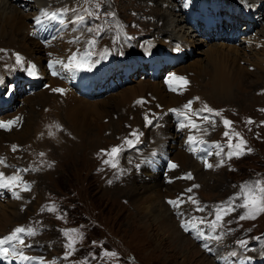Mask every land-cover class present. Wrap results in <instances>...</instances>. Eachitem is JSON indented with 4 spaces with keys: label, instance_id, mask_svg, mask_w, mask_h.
<instances>
[{
    "label": "rangeland",
    "instance_id": "obj_1",
    "mask_svg": "<svg viewBox=\"0 0 264 264\" xmlns=\"http://www.w3.org/2000/svg\"><path fill=\"white\" fill-rule=\"evenodd\" d=\"M47 1H50L49 4L58 5L69 3L65 6L70 11L63 17L65 23L61 31L54 33L55 26L50 31L44 27L47 35L42 41L43 44L39 43L40 36H26L28 29L42 34L40 27L36 31V13L27 6L22 8L23 13L17 14V22L10 21L5 14L0 19V94L6 91L5 95H0V99L8 96L10 99L4 102L3 109L11 110L0 112V122L16 121L10 128H0V160L4 161L0 164V173L5 178L13 175L21 178V182L12 188H0V220H14L18 216L31 217V222L24 227L39 230L30 236L28 246L32 253L40 256V262L44 264H182L184 258H187L184 264H220V260L223 262L221 264H264V211L255 213L254 219L242 220L241 215L255 210L251 206L240 207L242 197L230 199L240 193L241 186L246 183L261 181L260 186L264 187V125L261 124L264 121V37L261 36L262 33L264 35V2L257 6L254 13L261 20L251 24L249 33L243 31L244 16H234L227 12V7L234 3L226 1L240 0H222V5L217 6L216 10L214 7L209 14L212 16L219 8H225L219 12L225 15L221 32L228 31L230 25L235 30L239 28L246 42L243 40L242 43L228 44L222 37L219 41L214 38L207 41L194 28L192 30L191 25L184 22L182 25L188 27L185 32L193 31L198 36L194 40L188 38L187 48H178L172 43L158 44L155 37L157 33L161 34L169 15H178L174 10H164L162 6L165 2L173 6L175 0ZM97 4L99 8L96 7ZM175 4L178 8V3ZM71 9L80 10L73 12ZM89 12L93 15H89ZM77 15L84 16L88 21L82 26H87L85 31H88L87 35L92 41L104 34L103 28L108 23H115L119 32L117 35L123 42V59H119L120 54H117L115 59H111L115 62L114 65H110V62L107 64L108 68L94 69L96 73L91 69L83 77L78 75L79 80L82 78L89 83L96 81L100 75L107 77L112 71H117L121 76L136 72V76L129 77L128 84L102 97L97 96L98 91L91 84V97L84 98L75 90L79 87L60 68V62L56 69L49 66L51 60H58L60 56L55 54L59 53L58 38L73 27L78 28L77 31L82 27L79 22L73 23ZM216 18L213 16L204 22L209 27L207 32L214 26L211 27V24ZM227 18L230 19L229 24ZM254 19L250 18L249 21ZM151 23L154 25H149ZM149 27L153 28L149 30ZM215 29L216 31H211L213 34L218 31V26ZM213 34L212 36L215 35ZM220 35L224 36L222 33ZM117 42L114 36L105 38L101 42L103 51L114 52ZM145 42L160 50L159 59H156L153 66L149 65V58L141 52ZM22 54L30 57V67L25 61L22 62ZM17 55L20 57L19 63ZM87 58L84 57V60L87 61ZM78 69L82 73L87 71L86 68ZM138 71H143V74ZM153 72L155 76H152ZM181 77L187 84L177 79ZM26 82H33L35 87ZM14 83H18L16 88ZM67 84L76 88L70 86L66 90ZM229 86V93L232 95L226 101L218 102L209 96L222 88L228 90ZM164 88L176 90L167 91ZM54 89L62 91L57 92ZM31 90H34L32 94H26V91L30 93ZM181 92L186 94L181 96ZM168 94L175 97V101H171ZM189 101L192 102L191 109H185L184 105ZM161 103L162 108L158 107ZM205 106L212 111L204 110ZM150 107H158V110ZM173 109L178 111H170ZM164 112L170 117L175 112H183L186 115L178 116H183L184 120L190 118L195 124L202 123L200 126L205 132L208 131L206 128L212 126V131L207 136L203 134L202 140L196 142L195 147L202 142H205V146L211 142L214 148L207 154L202 152L203 156L199 155L200 161L197 163L200 167L196 175L189 172L191 182L182 183L184 191L191 189L188 191L191 197L180 200L181 210L179 207L169 208L170 211L174 209V224L168 219L165 222L167 226L175 228V233L183 241H188V247L196 249V254L190 257L187 248L177 250V247L171 248L168 245V234L164 228L156 226L160 219L152 216L154 212L150 210V203L153 206V202L149 203V198L138 202L130 201L118 190V184L113 182L109 183L108 192L101 195L103 178L96 177L92 171L95 165L87 154L88 147L93 146L87 142L89 138L101 136L110 144L120 146L122 150L116 159L120 163L131 161L128 164L132 167L133 160L144 155L143 152L149 146L152 148L151 139L158 129L154 119L159 113L165 114ZM141 114L144 118L139 124L138 117ZM213 116L215 119H204ZM148 120L152 123H147ZM225 120L230 121L231 125L225 126ZM68 129L73 130L77 136H84L83 145L79 148L74 146L79 150L78 155L63 151L62 164L59 165V162L50 170V174H42L38 171L40 164L36 155L40 144L43 140L47 144H54V138L62 139L63 132ZM185 130H189V127ZM225 132L229 135L225 136ZM240 138L246 142L242 149L243 154L228 158V145L231 143L235 146ZM126 140H132L133 144L129 146L125 143ZM176 140L183 145L189 142L182 133L176 139L168 140L163 154L157 151L147 155L146 158L153 163V168L162 169L158 176H164L168 172L166 169L175 164ZM106 145L108 144H104ZM201 149L205 150L206 147L203 145ZM190 153L189 148L185 149L186 157L189 158ZM73 158L78 161L72 169L68 163ZM205 161L213 167H207ZM183 164L184 162L180 170L185 169ZM133 168L137 170L138 163ZM189 170L191 169L186 168L185 173ZM42 178L45 179L43 185ZM173 182L171 179L167 183ZM25 184L28 190H24ZM46 193L52 196L56 204L50 206L54 210L44 214L45 208L38 209L41 202L47 201L44 199ZM168 201L164 199V202ZM229 206L234 210L222 214L221 221L217 222L213 231L211 225L216 219V209L219 207L227 210ZM197 208L203 210L197 211ZM182 222L188 224L189 231L181 227ZM13 224L10 223L7 227L10 228ZM143 224L146 228H142ZM149 227L153 230L147 229ZM66 232L68 235H65ZM240 241H245L246 246H241ZM70 242L71 248L68 247ZM205 244L210 251L204 247ZM112 253L115 255H111ZM232 253L236 255L233 256Z\"/></svg>",
    "mask_w": 264,
    "mask_h": 264
},
{
    "label": "bare ground",
    "instance_id": "obj_2",
    "mask_svg": "<svg viewBox=\"0 0 264 264\" xmlns=\"http://www.w3.org/2000/svg\"><path fill=\"white\" fill-rule=\"evenodd\" d=\"M219 1H220V5H222L223 1L222 0H219ZM174 2L178 3V0H175ZM199 2L200 1L195 2L194 0H188V5H187L185 13L179 11L175 3L173 6H171L167 2H165L162 5L163 9L164 10H166V9L174 10L175 13H178V15H176V16L169 15L168 16V18L166 19L165 24H164V29L160 31L161 34L157 33L155 36L156 42L158 44H162L163 42L172 43L173 45L177 46L178 48H181V47L187 48L188 42H189L188 38L194 40V38H196L198 35L196 33H193V31L189 33L187 30L185 32V29H188V27L183 26L182 23L186 22V24L191 25L190 20L193 18V15L190 12V5L195 4L197 6V4ZM226 2L234 3V4H231L229 6L232 10L233 15L235 14L234 13L235 11H238L239 15L244 13V14H247L248 16H250L251 19L255 18L252 22H250L248 18L246 19L244 17V20H245L244 25L245 26H243V31L245 30L247 33H249L248 28L251 29V26H252L251 24L255 23V22L259 23V21L261 20V17H259V18L255 17L256 15L254 13L256 12L257 6L260 3H263L264 0H240V2H231V1H226ZM31 3H33L34 5L31 6ZM49 3H50V1H47V0H0V19H2L1 18V17H3L2 15L5 14V15H7L6 18H8L10 21L17 22L18 21L17 17H16L17 14H19L21 12L23 13L22 8H25L26 6L28 7V9H30L36 13L35 17H34V18H36V17L42 16L41 15L42 10H48L49 12L59 11L61 9L66 8V6H65L66 4H69V3H66V4L58 5L55 3H51V4H54V6H51V4H49ZM78 4H79V1H78ZM151 4H152V2H151ZM211 7L213 9L214 7H216V5H212ZM224 9L225 8H221V10H224ZM78 10H80V9H77L76 11H78ZM218 11L215 12V14H218ZM210 12H211L210 10H208L204 7L199 8L198 11L195 12L196 17H194V22L197 23L198 18L199 19L201 18L203 20V22H205L209 18L215 16V14H212V16H209ZM237 14H235L234 16H238ZM258 19H259V21H258ZM153 20L156 21V19H153ZM44 21H45L44 24L42 23L41 25H39V26L37 25V27H36V31H37V29H39V27L42 29L41 30L42 34H38L37 32H34V31L31 32L28 29L26 32V36L29 37V35H30V37H32V38H36L35 36H40V37H38V38H41L40 39L41 41L39 43L43 44L42 41H44V38H46V35H47L44 32V27L47 31H50L54 26H56L57 23H59L58 20H51V21L44 20ZM154 23L153 24L151 23L149 25L152 26V25H154ZM49 25H51V26H49ZM202 27L205 29V31H207V28H209L208 25L205 23ZM85 28L86 27H83L84 30H82V27H81V29L77 31L73 27V28H71V30L67 34L61 35L58 38V45H57L58 49H59V53H55L56 56L57 55H60V56H59L58 60H53V61L51 60L50 61L53 65L51 68H53V69L54 68L56 69L57 61H59L60 62V68L63 69V72H65V74H67V76L70 77V80L73 82V84H75L76 87L78 86V81H79V76L78 77L75 76L76 73H78V75H81L83 77L86 73H89L91 69L92 70H94V69L100 70V68L101 69H103L104 67L108 68V65H107L108 63L111 62L110 65L115 64V62L113 63L111 61V59L112 58L115 59V56L117 54H120L119 59H123V49H122L123 48V42L121 41V37L117 35V33H119V32L116 28L115 23H108V25H106L105 28H103L104 34H102V36L99 39H96L94 41V43H91L92 38H90L89 35L84 33ZM151 28H153V27H149V30ZM105 31H106V33H105ZM94 32H96V30H94ZM162 34L166 35V37L163 36ZM96 35H97V33H96ZM111 36H114L117 38V41H118L117 42L118 43L117 49L114 52H105V51H103V46L101 45V42L105 38L111 37ZM261 36L264 37L263 33ZM162 38H165V39L163 40ZM192 40L190 42H192ZM59 44L61 45V47H59ZM133 50H134V48H133ZM159 51H160L159 49L158 50L155 49V47L152 46L148 42H145L144 45L141 47V52H144V55L146 56V58H149L148 63H149V65L152 64V66L155 64L156 59H159V54H160ZM73 55H75L77 57V62H79L81 64L80 68H86L87 71L85 70L83 73H80L81 71H79V69H78L79 67L76 66V62H73L71 67H65V65L69 64V60ZM23 56H24V59L22 58V62L25 61L26 65L28 67H30V57L27 55H23ZM84 57H86V58L88 57V60L85 61ZM94 73H96L95 70H94ZM152 76H155L154 72L152 73ZM72 77H74V78H72ZM172 79H174V78H172ZM164 89L167 91L172 90V88L171 89L164 88ZM230 89H231V86H229L228 90L225 88L223 90V88H222V89L216 90L215 92L211 93L209 96L211 98H214L215 100H218V102L219 101H221V102L226 101L225 99H228L227 97H230L232 95L231 93H229ZM169 94H172V93H169ZM169 94H168V96H171ZM185 94H186L185 92L179 93V95H181V96H184ZM169 98L171 101H175V97L171 96ZM146 100L147 99H145V101ZM162 106H163V104L161 103L158 107L162 108ZM158 107H150V109L158 110ZM165 107H166V105H165ZM148 108H149V106H148ZM168 111H169V109H168ZM176 112L174 113L173 117H170L166 112H164L165 114H162V113L158 114V116L154 119V122H156L158 129L155 132L154 138L151 139L152 148L149 146L143 152L144 155H142L141 157H137L135 160H133L132 161L133 162L132 167L129 166V164H131L129 162H131V161L120 163L118 159H116L117 167H115V168L111 167L110 164H105L104 161L109 159V156L106 155V153L110 152V150L113 147H116L118 145L110 144L107 141V139H102L101 136H94L91 139L89 138V140L87 142L89 143V145L91 144L93 146L88 147L87 154L90 156V159L92 160L93 164L95 165V167L92 171L94 172L96 177H102L103 178V180L101 182V186H100L101 195H104L108 192V185L110 182H113V183L118 184V190L122 193V195L124 197L128 198V200H130V201L138 202L140 200L149 198L150 201H148V202L149 203L153 202V206H152V203H150V206H151L150 210L152 209V211L154 212V215H152V216H154V219H160L159 221L156 222V226H158L160 228H164L168 234V236H167L168 245L172 246L171 248L177 247V250H180L182 247L183 248L181 250H183L184 248H187L188 249V255L190 257V256L196 254V249L194 247L193 248L188 247V245H189L188 241H183L181 239V237L175 233L174 227H169L165 224L167 219L169 222L174 224V221H173L174 217L172 216V212L174 211L175 208L172 209V211H170L169 208H171L173 206L171 204H169L168 202H164V199L166 198L167 201L168 200L172 201V199L175 198V201H177V200L180 201V200L188 199L191 197V193L188 194V190L184 191V188L182 187V183H187L190 181L187 178L189 172H191L193 175H196L195 173L197 172V169H199V167H200V165H198V163H197L198 161H200L199 160L200 154L198 153L199 146L195 147V143L200 142L202 140L203 134H205L207 136L212 131V126L209 128H206L208 130L207 132H205V129H203L200 126L202 123L196 124V127L193 128L191 126V124L189 123V121L191 120L190 118L189 119L185 118V120H184L183 116H178V115H181V114H179L180 112L179 113H176ZM143 118H144V116L142 114L138 117V120H139L138 123L139 124L141 123ZM181 124H183L185 126L181 127ZM261 124L264 125V121H262ZM188 127H189V130H185ZM182 133H184L187 136V140L189 141L188 142L189 144L188 143H187L188 145L187 144L186 145L178 144L177 140H176L175 147H174V149H175L174 159L176 161L174 165H176V167L167 168L166 171H168V172L165 173V175L167 174L166 176L164 175L165 177L164 176H158L159 175L158 172H161L162 169L160 168V170H158L157 168L156 169L153 168V163L151 161H148L146 158L147 155L156 153L157 151H160L161 154H163L164 146L168 142V140H174ZM190 137L195 138L194 142L189 140ZM82 138H84V136H77L73 132V130L68 129V130L63 132L62 139H59L56 137L54 138V144H50V143L47 144L43 140L42 143L40 144L39 152L36 154L38 157V160H39V164H40V168L38 171L42 172V174H44V173L50 174L51 173L50 170L53 169L54 167H56L59 162H60L59 165L62 164L64 157L61 158V154H63V151L64 152H66V151L73 152L74 155H78L79 150L74 148V146H76L78 148L81 147L83 145V143L85 142V140ZM173 142H175V141H173ZM104 144H108V145L104 146ZM101 145H103L104 147H102ZM210 145L212 148H214L213 143L210 142ZM170 147L173 148L172 146H170ZM187 148H189L191 151V153H190L191 156L189 158L186 157L184 154L185 149H187ZM151 149H153V150H151ZM192 149H195V151H193ZM57 152H58V155L56 156L55 153L57 154ZM60 158H61V160H60ZM76 161H78L77 158H73L69 161L68 164L72 167V169L76 166V164H77ZM182 162H184L183 165L185 166V169L180 170V166H181ZM136 163H138V169H137L138 171L135 170V168H133ZM186 168L187 169L190 168L191 170H189L185 173ZM36 174H37V172H36ZM40 176L42 177V175H40ZM91 176L92 175H90V177ZM159 177H161L162 179H159ZM171 179H173L174 182L171 184L167 183ZM41 180H42L41 182L43 185V182L45 181V179L42 178ZM120 180L122 181V183ZM85 182H84V184H85ZM120 184H123L125 186H121ZM188 186H190V185H188ZM235 191H237V190H235ZM99 194H100V192H99ZM7 195H8V193L5 195V197ZM46 195H44V197L46 196L44 199H47V201L45 200V201L41 202L39 209H38V211H39L40 209L45 208L44 214H46L49 211L50 206L52 204H56V202H54L55 200H52V196H48V193H46ZM164 195H165V197H163ZM191 199H193V198H191ZM68 206L70 207V205H68ZM181 209L182 208H180V210ZM147 211H146V214L148 215L149 209H147ZM176 213H177V211H176ZM33 214H36V213H33ZM32 217H34V216H32ZM30 222H31V217H28V216H18L16 218H14V220H6V219L0 220V239H3L5 237L9 236L16 227L28 226V224ZM10 223H14V224L10 228H8L7 226ZM47 228H48V226H47ZM142 228H146V226L143 224ZM147 229L153 230V228H150V227ZM176 229H177V231H179V229L177 228V225H176ZM38 230H35V231H38ZM1 233H3V234H1ZM60 234H62V231ZM21 235H22V238L24 239V245H19L18 242L13 241V242H11V244H5L4 247H9L11 249L12 245L15 244V245H17V247L15 249L17 252L22 251L24 253V255L30 257L31 259L21 260L18 256H14L10 252L7 259H0V262L2 264H39V263L44 264V263L40 262L41 261L40 256L32 253L31 248L28 246L30 243V241H28L30 239V236H27L24 234H21ZM12 260H14V262ZM44 262H46V261H44ZM185 262H187V258H184V261L182 262V264H184ZM52 263H53V261H52Z\"/></svg>",
    "mask_w": 264,
    "mask_h": 264
},
{
    "label": "snow or ice",
    "instance_id": "obj_3",
    "mask_svg": "<svg viewBox=\"0 0 264 264\" xmlns=\"http://www.w3.org/2000/svg\"><path fill=\"white\" fill-rule=\"evenodd\" d=\"M87 2V0H86ZM97 8H99V4L96 5ZM68 11H70V9L64 8L61 9L59 11H52L49 12L48 10H42L41 15L44 17L45 20H58V22L63 25L65 23V20L63 19L64 14H66ZM71 11L76 12V9H71ZM85 11H87V9H85ZM89 15H93V13L89 12ZM85 17L82 15H77L75 21H73V23L76 22H82L84 21ZM35 23L37 25H41L43 23V21L41 20L40 17H36L35 18ZM91 43H94V41H92ZM17 59V63L20 62V57L19 55H17L16 57ZM73 62H76V66L80 67L81 64L79 62H77V57L75 55H73L70 60H69V64L65 65V67H71ZM57 63H59V61H57ZM50 67H52V63L50 62ZM34 68V66H33ZM54 75L56 74L55 72L53 73ZM178 80H180L183 84H187V81L184 78H177ZM173 91H175V88H172ZM54 91L57 92H61L62 89H54ZM139 103V101H138ZM191 104L192 102L189 101L188 104L184 105L185 109H191ZM208 112H211L212 109L207 108V106H205V109ZM171 111H178V110H171ZM179 114L181 115H185V113L180 112ZM204 119H208L207 117H204ZM16 121H8V122H0V128H10L13 124H15ZM147 123L151 124L152 121L148 120ZM189 123L191 124V126L193 128L196 127V124L194 122H192L191 120L189 121ZM249 123H251V121H249ZM225 126H230L231 122L228 120L224 121ZM185 125L181 124V127H184ZM133 135H135V133H133ZM225 136H228V132L224 133ZM236 136H239L238 133L235 134ZM190 141L195 140L194 137H190L189 138ZM126 144H128L129 146H131L133 144L132 140H126L125 141ZM246 144V142L240 138L239 143H237L235 146H233L231 143L228 145L229 147V151L227 153L228 158H231L233 156L239 157L240 155L243 154V146ZM217 147L219 148L220 146L217 145ZM13 150H15V146H13ZM121 147L120 146H116L113 147L110 152L106 153V155L109 156V159L105 160L104 163L105 164H110L111 167L115 168L117 167V163H116V158L119 156V153L121 152ZM193 151H195V149H192ZM103 151V150H102ZM248 151L250 152L251 149H248ZM42 155V154H41ZM4 161L0 160V164H3ZM206 166L211 168L213 167V165L211 164H207V162L205 161ZM223 163V161H221V164ZM170 167H176V165L171 164ZM188 179H191V174H188L187 176ZM21 182V178L17 175H13L10 177L5 178L3 173H0V188H12L14 186H16L17 184H19ZM261 185V181H255L253 183H246L244 185L241 186V192L238 193L236 196L230 198L231 200H236L239 198H243V202L239 205L240 207L243 208H249V206H251V209L255 210L253 211H249V213H246L245 215H241L240 219H245V218H255V213L260 212V211H264V187L260 186ZM198 187V186H197ZM24 190H28V186L25 184L24 185ZM188 191H191V189H188ZM17 198H19L18 194H17ZM193 203H196V201H192ZM169 204H171L174 208H178L180 201H168ZM49 210H54V209H49ZM203 209L197 208V211H202ZM228 210H234L231 208V206L228 207L227 210L225 209H221V208H217L216 212H215V221L212 222L211 227L213 228V231L216 228V224L217 222L221 221L222 219V214H227ZM201 223H203V221H201ZM181 227L184 228L185 231H189V227L187 223L182 222ZM21 234L27 235V236H33L35 235V231L32 228H25V227H16L12 233L3 238L0 239V259H7L8 255L10 254V252L14 255V256H18L21 260H29L31 259L30 257L24 255V253L22 251L17 252L15 249L17 247V245L13 244L11 249L9 247H4L5 244H11V242L16 241L18 242L19 245H24V239L22 238ZM65 235H68V233L66 232ZM202 235V234H201ZM215 239H219L220 237H214ZM241 244V246H246V242L245 241H240L239 242ZM68 247L71 248L72 247V243L70 242L68 244ZM204 247L207 250H211L208 248V245L205 244ZM111 255H115V253H112ZM231 255L235 256V253H232Z\"/></svg>",
    "mask_w": 264,
    "mask_h": 264
}]
</instances>
